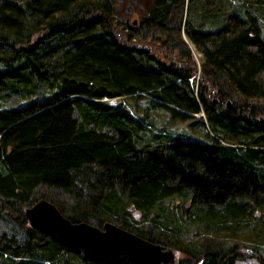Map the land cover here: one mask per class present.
<instances>
[{
	"label": "trees",
	"instance_id": "16d2710c",
	"mask_svg": "<svg viewBox=\"0 0 264 264\" xmlns=\"http://www.w3.org/2000/svg\"><path fill=\"white\" fill-rule=\"evenodd\" d=\"M262 23L264 0H151L137 27L114 0H0V264H138L32 229L41 187L73 222L264 264Z\"/></svg>",
	"mask_w": 264,
	"mask_h": 264
},
{
	"label": "water",
	"instance_id": "95a60500",
	"mask_svg": "<svg viewBox=\"0 0 264 264\" xmlns=\"http://www.w3.org/2000/svg\"><path fill=\"white\" fill-rule=\"evenodd\" d=\"M24 215L32 229L54 234L59 242L81 248L94 257L124 254L138 264H178L176 251L171 248H163L111 222L102 227L73 222L45 198L26 207Z\"/></svg>",
	"mask_w": 264,
	"mask_h": 264
},
{
	"label": "rangeland",
	"instance_id": "374dc122",
	"mask_svg": "<svg viewBox=\"0 0 264 264\" xmlns=\"http://www.w3.org/2000/svg\"><path fill=\"white\" fill-rule=\"evenodd\" d=\"M233 2V4L238 5L241 3L242 0H230ZM118 16L120 21L125 25H131L134 27H137L141 17H143L147 11V8L149 7L151 0H114ZM262 32L264 35V23H262ZM157 32H154L152 34H146L144 35L145 38H149L153 41H157L158 38ZM194 59L196 60L198 64V72L195 78V84L198 85V83L202 82V75H201V64H202V57L201 55L195 50L194 46L189 44ZM225 90L228 92H232V90L229 89V87L225 86ZM234 98H237V95L234 94ZM112 104H117L120 102L118 99H113L110 101ZM253 103L258 104L262 107H264V100L254 101ZM189 123H176L173 126V129L176 131H189L188 127ZM51 193V190L47 189L46 187H41L36 193V200L40 199L43 195L46 193ZM35 200V201H36ZM3 211L0 210V236L2 233L7 232L9 234L13 233V227L20 228L19 225L13 224L7 220V218L2 213ZM137 217H139L138 213H135ZM139 219V218H138ZM239 253L240 258L235 262V264H262V262L257 258L255 251L250 248V246L247 244L241 243V246H239ZM176 256L178 261L182 263L183 261H187L190 264H196L194 260L186 256L185 254H181L176 252Z\"/></svg>",
	"mask_w": 264,
	"mask_h": 264
}]
</instances>
